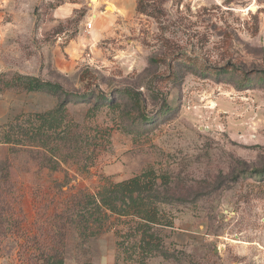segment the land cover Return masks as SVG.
Listing matches in <instances>:
<instances>
[{
  "label": "rangeland",
  "instance_id": "rangeland-1",
  "mask_svg": "<svg viewBox=\"0 0 264 264\" xmlns=\"http://www.w3.org/2000/svg\"><path fill=\"white\" fill-rule=\"evenodd\" d=\"M64 4L75 9L51 26L52 11ZM11 6L16 19L42 30L34 39L40 49L80 27L94 42V53L87 48L72 71L42 64L39 79L75 94L69 115L91 131L106 130L108 142L86 174L63 164L51 172L33 153L11 156L8 206L19 226L1 242L0 264L32 263L27 239L47 232L56 203L148 168L167 174L177 192L176 203L164 208L173 227L162 232L174 257L148 264H264V0H12ZM26 32L22 43L31 52ZM34 93L35 113L56 107V97ZM110 96L113 109L99 101ZM67 245L66 264L85 257L115 264L119 256L113 231Z\"/></svg>",
  "mask_w": 264,
  "mask_h": 264
},
{
  "label": "trees",
  "instance_id": "trees-1",
  "mask_svg": "<svg viewBox=\"0 0 264 264\" xmlns=\"http://www.w3.org/2000/svg\"><path fill=\"white\" fill-rule=\"evenodd\" d=\"M3 77L0 74V93L42 92L56 97L58 103L45 113L17 115L1 128L0 143L9 146V156L0 161V244L13 227L19 226L8 206V199L14 196L8 173L12 155L20 151L33 153L46 161L51 172L60 170L63 164L76 166L86 174L95 165L97 151L108 142L106 130L91 131L74 121L66 106L75 94L59 84L29 76L18 75L10 80ZM122 93L130 97V91ZM99 101L111 109L115 107L113 96L100 97ZM261 173L254 171L255 175ZM171 185L167 174L148 168L119 182L106 179L94 193L77 190L56 203L43 225L47 232L27 239L32 260L29 264H66L69 241L81 246L107 231H113L115 236L119 253L115 264H119L120 256L123 264H148L155 257H174L165 247L162 233L173 227L172 216L164 209L176 203L177 192ZM80 264L94 263L85 257Z\"/></svg>",
  "mask_w": 264,
  "mask_h": 264
},
{
  "label": "crops",
  "instance_id": "crops-1",
  "mask_svg": "<svg viewBox=\"0 0 264 264\" xmlns=\"http://www.w3.org/2000/svg\"><path fill=\"white\" fill-rule=\"evenodd\" d=\"M11 1L0 0V74H18L39 79L42 64H48L50 69L58 72L69 73L75 65L85 59L87 48L94 53V42L86 39L81 27L74 37H68L65 32L58 34L45 42L40 49L34 44V39L42 35V30L35 31L33 24L29 26L25 19H16L19 15L12 8ZM80 5L81 2L73 4L74 7ZM74 9L69 4L54 9L51 13V26L64 22ZM23 18H30L29 13ZM26 28H30L28 42L31 43V52L24 50L25 45L22 43L27 33ZM37 96L34 92L18 93L11 90L0 93V128L19 114H38L35 113L39 108ZM8 156L9 146L0 143V161Z\"/></svg>",
  "mask_w": 264,
  "mask_h": 264
},
{
  "label": "bare ground",
  "instance_id": "bare-ground-1",
  "mask_svg": "<svg viewBox=\"0 0 264 264\" xmlns=\"http://www.w3.org/2000/svg\"><path fill=\"white\" fill-rule=\"evenodd\" d=\"M92 2H93V4H95V3L97 2V0H92ZM252 10H254V8H252ZM107 11H108V12H113V11H114V8H113L112 6H109V7L107 8Z\"/></svg>",
  "mask_w": 264,
  "mask_h": 264
},
{
  "label": "built area",
  "instance_id": "built-area-1",
  "mask_svg": "<svg viewBox=\"0 0 264 264\" xmlns=\"http://www.w3.org/2000/svg\"><path fill=\"white\" fill-rule=\"evenodd\" d=\"M91 27H92V23L91 22L86 23V28L87 29H91Z\"/></svg>",
  "mask_w": 264,
  "mask_h": 264
}]
</instances>
